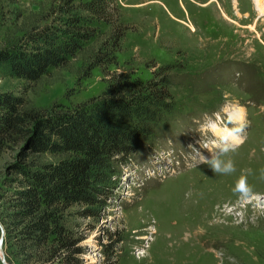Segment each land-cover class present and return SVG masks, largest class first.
<instances>
[{
  "label": "rangeland",
  "instance_id": "rangeland-1",
  "mask_svg": "<svg viewBox=\"0 0 264 264\" xmlns=\"http://www.w3.org/2000/svg\"><path fill=\"white\" fill-rule=\"evenodd\" d=\"M105 2L104 19L127 28L117 65L80 80L83 56H76L34 83L0 71V93L46 110L84 104L123 74L142 82L170 79L172 110L121 160L105 210L98 218H70L78 264H264V2ZM50 7L51 0H0V49L20 30L50 22H37L52 16ZM95 26L101 36L88 46L103 44L110 32V25ZM23 147L0 152V214L11 203L6 179L16 178L11 167ZM222 147L234 172L194 166L191 148L209 156ZM242 175L246 185L238 189ZM11 250L5 234V259Z\"/></svg>",
  "mask_w": 264,
  "mask_h": 264
},
{
  "label": "trees",
  "instance_id": "trees-1",
  "mask_svg": "<svg viewBox=\"0 0 264 264\" xmlns=\"http://www.w3.org/2000/svg\"><path fill=\"white\" fill-rule=\"evenodd\" d=\"M105 1L51 0L52 18L37 21L50 22L20 30V37L0 49V71L34 83L76 56H83L80 80L96 68L117 65L127 28L104 19ZM99 23L110 25L108 37L88 46L101 36ZM169 85L167 77L142 82L127 73L111 78L98 97L84 104L47 110L21 95L0 93V152L24 144L20 161L11 167L16 178L6 179L11 203L0 214L6 245L12 248L8 264H78L70 218H98L105 210L121 160L171 112ZM43 154L61 159L37 161L35 156ZM74 207L79 210L71 212Z\"/></svg>",
  "mask_w": 264,
  "mask_h": 264
},
{
  "label": "clouds",
  "instance_id": "clouds-1",
  "mask_svg": "<svg viewBox=\"0 0 264 264\" xmlns=\"http://www.w3.org/2000/svg\"><path fill=\"white\" fill-rule=\"evenodd\" d=\"M243 131V126L238 130ZM229 151L228 147H222L216 152H210L209 156H204L198 149L191 148L192 160L194 161V166L199 164L208 165L214 173H219L223 175L231 174L235 171L234 163L231 159H225L224 155ZM246 185V176L242 175L239 179L237 188L243 189ZM3 226L0 225V245L3 244Z\"/></svg>",
  "mask_w": 264,
  "mask_h": 264
},
{
  "label": "water",
  "instance_id": "water-1",
  "mask_svg": "<svg viewBox=\"0 0 264 264\" xmlns=\"http://www.w3.org/2000/svg\"><path fill=\"white\" fill-rule=\"evenodd\" d=\"M0 225H1V223H0ZM3 231H4V228H3ZM4 240H5V231H4V235H3V244H4ZM3 244L0 245V260L3 264H8L6 259H5V256H4Z\"/></svg>",
  "mask_w": 264,
  "mask_h": 264
},
{
  "label": "bare ground",
  "instance_id": "bare-ground-1",
  "mask_svg": "<svg viewBox=\"0 0 264 264\" xmlns=\"http://www.w3.org/2000/svg\"><path fill=\"white\" fill-rule=\"evenodd\" d=\"M257 2H258V5L262 6L264 0H257ZM263 6H264V5H263ZM223 130H224V129H223ZM223 133H225L224 135H226V134H230V135H232V133H231L230 131H228V130H224ZM231 138H232V137H231Z\"/></svg>",
  "mask_w": 264,
  "mask_h": 264
}]
</instances>
